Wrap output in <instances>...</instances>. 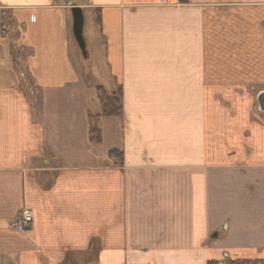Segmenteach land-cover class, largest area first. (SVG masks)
I'll return each instance as SVG.
<instances>
[{
  "label": "crops",
  "instance_id": "crops-1",
  "mask_svg": "<svg viewBox=\"0 0 264 264\" xmlns=\"http://www.w3.org/2000/svg\"><path fill=\"white\" fill-rule=\"evenodd\" d=\"M262 91L264 0H0V264L264 261Z\"/></svg>",
  "mask_w": 264,
  "mask_h": 264
},
{
  "label": "trees",
  "instance_id": "trees-1",
  "mask_svg": "<svg viewBox=\"0 0 264 264\" xmlns=\"http://www.w3.org/2000/svg\"><path fill=\"white\" fill-rule=\"evenodd\" d=\"M98 102L101 107V114L98 117L91 119L90 123V137L91 142L100 145L101 144V134L97 123L102 118H116L120 117L123 113L122 106V92L121 89L116 91H107L102 86H97L95 88ZM110 158L116 157L119 161H122V157L116 150L109 152ZM208 264H219L215 261L209 262ZM221 264H264V261H250V260H225Z\"/></svg>",
  "mask_w": 264,
  "mask_h": 264
},
{
  "label": "rangeland",
  "instance_id": "rangeland-1",
  "mask_svg": "<svg viewBox=\"0 0 264 264\" xmlns=\"http://www.w3.org/2000/svg\"><path fill=\"white\" fill-rule=\"evenodd\" d=\"M78 1L80 2L81 0H78ZM70 13H71V9H70ZM90 15L89 16L87 15L88 19L90 18ZM83 39H84L85 46H86V56H83L81 54V52L78 51L80 55H78L79 57H77L78 61L77 60L75 61L76 66H78L82 62V65H84L87 68H89L90 66L93 65L96 70H99V69L101 70L104 66L102 48H101L99 42L95 38V33H94L92 25L89 26V22L86 19H85V23L83 26ZM78 50H79V48H78ZM96 75L99 78H101L98 74H96ZM102 77H104V76H102ZM22 79L25 81V78H22ZM31 91L34 92L33 88H31ZM33 94L35 95V93H33ZM256 99H257V97H256ZM255 106H256V108H258L257 104ZM254 110H255V108H254ZM258 115L261 118H264V115H262V114H258Z\"/></svg>",
  "mask_w": 264,
  "mask_h": 264
},
{
  "label": "water",
  "instance_id": "water-1",
  "mask_svg": "<svg viewBox=\"0 0 264 264\" xmlns=\"http://www.w3.org/2000/svg\"><path fill=\"white\" fill-rule=\"evenodd\" d=\"M71 17H72V34L74 37V40L81 51L83 56H86V46L83 39V15L82 10L78 7L73 6L71 8ZM256 103L258 106V111L261 113H264V95L260 94L257 99Z\"/></svg>",
  "mask_w": 264,
  "mask_h": 264
},
{
  "label": "built area",
  "instance_id": "built-area-1",
  "mask_svg": "<svg viewBox=\"0 0 264 264\" xmlns=\"http://www.w3.org/2000/svg\"><path fill=\"white\" fill-rule=\"evenodd\" d=\"M23 221H24L25 226H28L30 224V221H31L30 215L29 214H25L24 217H23Z\"/></svg>",
  "mask_w": 264,
  "mask_h": 264
}]
</instances>
